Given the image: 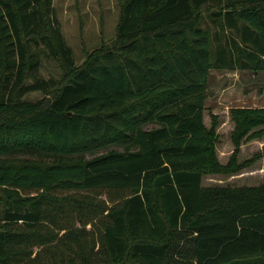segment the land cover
Wrapping results in <instances>:
<instances>
[{
	"label": "trees",
	"instance_id": "1",
	"mask_svg": "<svg viewBox=\"0 0 264 264\" xmlns=\"http://www.w3.org/2000/svg\"><path fill=\"white\" fill-rule=\"evenodd\" d=\"M214 68L264 71V0H122L80 65L54 0H0V264H264V182L204 185L264 159V107L229 109L223 163Z\"/></svg>",
	"mask_w": 264,
	"mask_h": 264
},
{
	"label": "rangeland",
	"instance_id": "2",
	"mask_svg": "<svg viewBox=\"0 0 264 264\" xmlns=\"http://www.w3.org/2000/svg\"><path fill=\"white\" fill-rule=\"evenodd\" d=\"M122 0H54L56 14L61 22L67 43L73 49L76 65L82 64L88 53L102 47L112 48L117 45V25L120 17ZM206 15V13H204ZM203 24L210 21L205 16ZM213 27V26H212ZM46 76L61 78L63 72L54 58L44 59L40 68ZM46 95L39 91L27 94L25 100H42ZM264 106V71L212 69L207 84L205 102V122L211 124V113L217 114L221 125L218 153L225 163L233 150L231 142L232 122L226 124L227 111L232 107ZM122 150V147H112ZM264 149V138L250 141L241 147L240 160L252 157ZM264 159L253 167L234 177L210 176L204 178V185L212 184H256L264 182Z\"/></svg>",
	"mask_w": 264,
	"mask_h": 264
},
{
	"label": "crops",
	"instance_id": "3",
	"mask_svg": "<svg viewBox=\"0 0 264 264\" xmlns=\"http://www.w3.org/2000/svg\"><path fill=\"white\" fill-rule=\"evenodd\" d=\"M261 107H264V106H261ZM227 120H226V124L229 122V120H230V116H229V113H228V111H227V116L225 117ZM233 124H232V122L230 123V126H232ZM263 174H264V172H263Z\"/></svg>",
	"mask_w": 264,
	"mask_h": 264
}]
</instances>
